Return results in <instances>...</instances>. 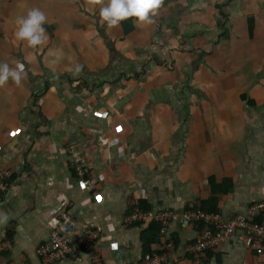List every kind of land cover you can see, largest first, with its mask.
Here are the masks:
<instances>
[{"label": "crops", "instance_id": "obj_1", "mask_svg": "<svg viewBox=\"0 0 264 264\" xmlns=\"http://www.w3.org/2000/svg\"><path fill=\"white\" fill-rule=\"evenodd\" d=\"M101 6L0 0V62L28 72L0 86V167L14 171L0 190V264H46L38 248L62 207L77 213L71 239L101 231L80 260L50 264H137L146 228L126 221L137 205L177 214L152 246L162 264H197L192 245L217 230L197 213L228 220L264 200V0H162L151 24L116 27ZM30 8L47 17L36 48L15 37ZM248 246L230 237L202 264H264Z\"/></svg>", "mask_w": 264, "mask_h": 264}, {"label": "built area", "instance_id": "obj_2", "mask_svg": "<svg viewBox=\"0 0 264 264\" xmlns=\"http://www.w3.org/2000/svg\"><path fill=\"white\" fill-rule=\"evenodd\" d=\"M79 168V170H78ZM77 173L80 177L85 178L84 169L78 166ZM14 176V171L8 167H0V190L3 192L8 190L7 181ZM88 184V180L84 179ZM59 225L52 230L51 238L48 244L38 248V254L43 258L44 263H54L56 260L66 256H74L77 260L81 259L83 251H88L92 248L99 237L101 231L100 225L95 229L85 231L75 239H71L69 231L76 224V213L74 209L59 208ZM198 217H203L209 224L216 227V231L211 228L204 230L197 238L196 243L192 245V254L198 257V263L202 264L203 258L206 256V250L212 248L217 243L226 241L241 228L248 236L256 237L254 245L257 252L264 253V200H259L252 204L246 213L235 215L228 220H225L218 213H197ZM177 214L172 210H159L156 212L143 211L139 205L135 206L133 211L126 218L128 223L134 222H149L158 221L161 223V232L165 234L171 221L176 219ZM194 214L191 215V218ZM186 220L189 216L184 215ZM172 242L169 241L166 245H159L158 249H170ZM159 250H151L142 254L137 264H162L166 257L157 253Z\"/></svg>", "mask_w": 264, "mask_h": 264}, {"label": "clouds", "instance_id": "obj_3", "mask_svg": "<svg viewBox=\"0 0 264 264\" xmlns=\"http://www.w3.org/2000/svg\"><path fill=\"white\" fill-rule=\"evenodd\" d=\"M161 3L162 0H102L99 15L109 27H116L122 21L129 20L130 18L134 19V22L137 24H151ZM46 22L47 17L39 8L28 9L24 15L18 17L15 21L17 25L15 31L16 39L26 42L27 45L32 48H36L44 44L47 39L44 27ZM80 71L81 66L78 64L75 66V73H79ZM27 77L28 72L26 71L23 63L17 61L15 62L14 67H10L8 63L0 62V86L6 84L9 80L14 82L16 85H20L21 81ZM7 219L8 217L6 214L0 213V223H5ZM237 235L246 237L248 242H250L249 238L254 237L248 236L241 228H239L231 237ZM226 241L219 242L210 249L217 248L220 243H224ZM255 241L256 237L253 241V246L256 248L254 245ZM257 255L262 256L264 253L259 254L257 252Z\"/></svg>", "mask_w": 264, "mask_h": 264}, {"label": "trees", "instance_id": "obj_4", "mask_svg": "<svg viewBox=\"0 0 264 264\" xmlns=\"http://www.w3.org/2000/svg\"><path fill=\"white\" fill-rule=\"evenodd\" d=\"M231 189V184L226 187L225 191H229ZM141 208V206H140ZM136 224L143 225L146 229H144V252H149L152 250V246L155 242L159 241L162 237L160 229L161 223L158 221H150L149 223H142V222H134ZM249 248L251 249L252 253L257 254L256 248L253 246V241L255 237L249 238Z\"/></svg>", "mask_w": 264, "mask_h": 264}, {"label": "rangeland", "instance_id": "obj_5", "mask_svg": "<svg viewBox=\"0 0 264 264\" xmlns=\"http://www.w3.org/2000/svg\"><path fill=\"white\" fill-rule=\"evenodd\" d=\"M78 170H79V168H78ZM76 213V212H75ZM76 215H77V213H76ZM76 218H77V216H76Z\"/></svg>", "mask_w": 264, "mask_h": 264}]
</instances>
